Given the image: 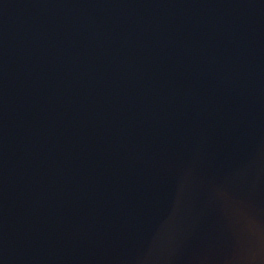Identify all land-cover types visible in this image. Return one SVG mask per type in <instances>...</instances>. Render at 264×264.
Here are the masks:
<instances>
[{"label":"water","instance_id":"1","mask_svg":"<svg viewBox=\"0 0 264 264\" xmlns=\"http://www.w3.org/2000/svg\"><path fill=\"white\" fill-rule=\"evenodd\" d=\"M0 264H264V0H0Z\"/></svg>","mask_w":264,"mask_h":264}]
</instances>
